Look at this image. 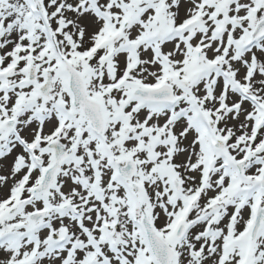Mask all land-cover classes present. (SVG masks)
Instances as JSON below:
<instances>
[{
	"label": "snow or ice",
	"instance_id": "1",
	"mask_svg": "<svg viewBox=\"0 0 264 264\" xmlns=\"http://www.w3.org/2000/svg\"><path fill=\"white\" fill-rule=\"evenodd\" d=\"M0 264H264V0H0Z\"/></svg>",
	"mask_w": 264,
	"mask_h": 264
}]
</instances>
